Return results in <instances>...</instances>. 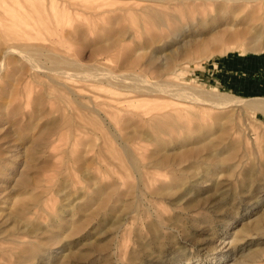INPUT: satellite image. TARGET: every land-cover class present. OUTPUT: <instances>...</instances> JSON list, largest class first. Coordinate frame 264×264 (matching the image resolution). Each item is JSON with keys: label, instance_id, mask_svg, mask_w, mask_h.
<instances>
[{"label": "rangeland", "instance_id": "374dc122", "mask_svg": "<svg viewBox=\"0 0 264 264\" xmlns=\"http://www.w3.org/2000/svg\"><path fill=\"white\" fill-rule=\"evenodd\" d=\"M141 1L0 0V264H264V5Z\"/></svg>", "mask_w": 264, "mask_h": 264}, {"label": "bare ground", "instance_id": "6f19581e", "mask_svg": "<svg viewBox=\"0 0 264 264\" xmlns=\"http://www.w3.org/2000/svg\"><path fill=\"white\" fill-rule=\"evenodd\" d=\"M142 1H144V2H152V3H158V4H167V3H169V2H171V1H190V2H196V1H198V0H142ZM141 1V2H142ZM201 1H208V0H201ZM211 1H215V2H218V1H221V2H224V3H230V2H232V3H234V2H243V3H245V4H250V3H252V2H261V3H263L262 5H264V0H211ZM138 5H140V3H137ZM134 8V7H133ZM136 8V7H135ZM138 8V7H137ZM140 10H141V12H142V14H146V15H148L150 18H152V20H154V22L156 23V22H159L160 24L161 23H165L164 21V12H161V11H159V10H156L155 8H153V5H148V4H146V5H141L140 6ZM123 13H125L124 15H126V16H128V17H135V15H136V12H135V10L134 9H132V8H126V9H123ZM152 16V17H151ZM119 19V16L117 15L115 18H113V22L115 23L117 20ZM219 21V20H218ZM218 23V22H217ZM215 24V23H214ZM184 28V27H183ZM183 28H181L180 30L179 29H176V30H173L174 32H172L173 34H175V35H178L181 31L183 32L184 31V29ZM183 29V30H182ZM225 34V33H224ZM261 32H257V36H261ZM183 35V34H182ZM222 35H223V33H222ZM160 37H163V36H158V35H154L153 37H152V39L153 40H156L157 38H160ZM222 36H216L215 38H212L211 40H210V44L211 43H216V40H217V38H221ZM192 42H194V41H191V43ZM193 44V47H197V48H199L200 50L202 49V50H204V48H205V46L206 45H208V42H199V43H192ZM12 48V47H11ZM141 48V47H140ZM15 51V48H13V49H6L5 51H3L4 52V56L5 55H8V54H10L12 51ZM137 50H138V48H137ZM140 50V49H139ZM21 52V51H20ZM22 54V56L23 57H25V59L26 60H28V61H30L31 62V64L33 65V67H43L42 65H41V63L42 62H40L39 63V59H38V57H36L35 55L33 56V55H27V54H23V53H21ZM46 56V55H45ZM22 57V58H23ZM49 58V57H48ZM61 58V57H60ZM130 58V57H129ZM64 59V58H63ZM51 61H53V59L51 60ZM60 61H62V58H61V60ZM125 61H126V59H125ZM64 62H66V68L64 69H62L61 71H63V73L67 70L68 71V73H69V69L70 68H72V69H77V72H80V71H78V70H81V73H79L80 74V77L81 78H84V77H89V78H86V79H90V77H92L93 79H94V81L95 82H106L107 84H109V85H112V86H114L115 87V85L116 84H123L124 86H126L127 88H125V89H128L130 92H135V93H138V92H142V91H149V92H156V91H164V92H168L169 91V88L167 87L168 85L166 84H162L161 82H154V83H150V82H148V79H144L143 78V76H142V78H143V80H142V78L139 76V75H134V73H132V75H134V76H132L131 74H129V73H114V72H112V71H109V72H99V71H102V70H98L97 68H94L92 71H88L90 68H87L86 70L82 67V65H78V64H76L75 63V61H74V59L72 60V59H66V60H64ZM128 62H129V60H128ZM53 63H54V61H53ZM125 63V62H124ZM2 64V63H1ZM0 64V65H1ZM42 64H44V63H42ZM64 64V63H63ZM46 68V67H45ZM44 67H43V69H45ZM57 68V67H56ZM61 68V67H60ZM60 68H58V69H60ZM129 68V67H128ZM57 69V70H58ZM126 69V68H125ZM54 70H56V69H54ZM60 70H59V72L58 73H61L62 74V72H61ZM66 71V72H67ZM71 71H73V70H70V72ZM108 71V70H107ZM71 73H69V75H70ZM91 78V79H92ZM128 79H130V80H128ZM140 79H141V81H140ZM140 81V82H139ZM166 82V81H165ZM105 83V84H106ZM106 84V85H107ZM119 86V85H118ZM175 87H177V86H175ZM121 88V87H120ZM181 91V90H180ZM194 92V91H193ZM194 93H196L197 94V97H199V95H202V94H199V93H197V92H194ZM212 95H214L212 98H214V101H213V99L211 98L210 100H212V102L214 103V105L216 104V102H217V104H228L227 102H230V98H228L226 95H223V94H220V93H214V94H212ZM189 97V96H188ZM191 97V96H190ZM193 97V96H192ZM191 97V98H192ZM200 98H201V96H200ZM195 99H196V97H195ZM206 99V98H205ZM239 99H237V101H238ZM202 101H204L203 99H202ZM211 102V103H212ZM241 103H243V105L245 106V107H247V108H251V109H255V110H259V111H261L263 114H264V98H251V99H244L243 100V102H241ZM216 106V105H215ZM218 106V105H217ZM180 146L184 149L183 151H182V153L184 154V155H187V156H189V155H192V154H194V150L193 149H191L190 147H186V144H180ZM188 146V145H187ZM179 147V146H178ZM181 147H180V149H181ZM186 147V148H185ZM177 149V148H176ZM212 148H210V146L207 144V145H205V150H208L209 152H210V150H211ZM160 153V152H159ZM171 158H169L167 155H162L159 159H156V163H158V164H161V163H167V162H169V160H170ZM217 161H219V159H217ZM222 162H223V160H221ZM131 162V161H130ZM210 162H215V159L213 158V157H211L210 158ZM217 164H222L221 162L219 163H217ZM219 166V165H218ZM216 168V167H215ZM214 168V169H215ZM218 168V167H217ZM23 179V178H22ZM21 179V180H22ZM19 183H21L22 185H25L24 183H26L25 182V179H23L21 182L19 181ZM19 213V212H18ZM16 214V213H15ZM20 214V213H19ZM56 251V250H55ZM53 252H51L50 254H52ZM55 253V252H54ZM57 253H59V252H57ZM49 254V253H48Z\"/></svg>", "mask_w": 264, "mask_h": 264}]
</instances>
